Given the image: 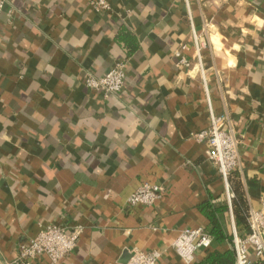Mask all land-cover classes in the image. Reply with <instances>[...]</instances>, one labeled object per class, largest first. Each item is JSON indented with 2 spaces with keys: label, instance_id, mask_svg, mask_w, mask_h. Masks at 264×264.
<instances>
[{
  "label": "crops",
  "instance_id": "obj_1",
  "mask_svg": "<svg viewBox=\"0 0 264 264\" xmlns=\"http://www.w3.org/2000/svg\"><path fill=\"white\" fill-rule=\"evenodd\" d=\"M93 1L7 0L0 14V260L14 264L46 226L80 225L57 264H126L132 250L185 264L179 232L216 226L225 239L192 264H217L264 197V0H105L98 12ZM181 45L187 69L175 66ZM116 62L126 65L119 94L85 87L84 75ZM208 105L239 140L230 201L194 137ZM142 183L161 198L128 206Z\"/></svg>",
  "mask_w": 264,
  "mask_h": 264
},
{
  "label": "built area",
  "instance_id": "obj_2",
  "mask_svg": "<svg viewBox=\"0 0 264 264\" xmlns=\"http://www.w3.org/2000/svg\"><path fill=\"white\" fill-rule=\"evenodd\" d=\"M7 4V0H0V14ZM94 11H107L110 9L105 0H95L91 2ZM193 45L196 51V61L199 72H203L200 60V47H204L199 37L193 35ZM186 46L181 45L175 51V66L181 69L190 67L183 52ZM126 77V65L123 62H116L101 77H95L87 73L83 77V83L89 90L98 92L104 99L119 94L124 87ZM209 106V105H208ZM208 127L195 133L194 137L203 141L206 146V158L216 170L223 182L228 201L231 195L228 190L229 175L238 168L239 140L233 131L226 126V118L223 115L213 113L208 107ZM163 189L154 184L142 183L127 198L128 206L152 207L161 198ZM247 234L239 236L233 229L231 233L230 249L234 254V264H257L250 260L253 255L257 261L264 259V197L261 200V209L249 211L246 216ZM82 233L80 225H75L66 229L64 227L49 225L28 243L19 247V255L14 264H27L28 260L45 256L52 264H57L73 249H75L78 239ZM175 253L185 264H192L194 254L199 250H207L212 246V238L202 228L182 229L173 242ZM163 254L161 250L143 252L132 250L126 264H159Z\"/></svg>",
  "mask_w": 264,
  "mask_h": 264
},
{
  "label": "trees",
  "instance_id": "obj_3",
  "mask_svg": "<svg viewBox=\"0 0 264 264\" xmlns=\"http://www.w3.org/2000/svg\"><path fill=\"white\" fill-rule=\"evenodd\" d=\"M243 212H245V207H242V215ZM247 216V215H246ZM246 216L245 217V222H246ZM210 237L219 242V240H223L225 239V237H223V235L221 234V232L219 231V229L216 226H213V231L209 233ZM230 238V237H229ZM231 241V238L229 239ZM216 263L217 264H234V254L233 252L230 250L229 253L225 254L224 256H220V257H216ZM258 264H264V259L260 260L258 262Z\"/></svg>",
  "mask_w": 264,
  "mask_h": 264
},
{
  "label": "water",
  "instance_id": "obj_4",
  "mask_svg": "<svg viewBox=\"0 0 264 264\" xmlns=\"http://www.w3.org/2000/svg\"><path fill=\"white\" fill-rule=\"evenodd\" d=\"M0 264H2L1 260H0Z\"/></svg>",
  "mask_w": 264,
  "mask_h": 264
}]
</instances>
